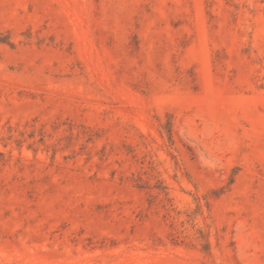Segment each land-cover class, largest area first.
I'll use <instances>...</instances> for the list:
<instances>
[{
	"label": "rangeland",
	"instance_id": "374dc122",
	"mask_svg": "<svg viewBox=\"0 0 264 264\" xmlns=\"http://www.w3.org/2000/svg\"><path fill=\"white\" fill-rule=\"evenodd\" d=\"M0 264H264V0H0Z\"/></svg>",
	"mask_w": 264,
	"mask_h": 264
}]
</instances>
